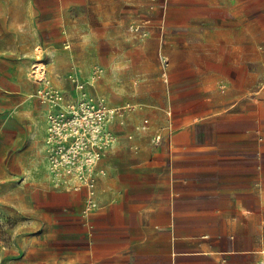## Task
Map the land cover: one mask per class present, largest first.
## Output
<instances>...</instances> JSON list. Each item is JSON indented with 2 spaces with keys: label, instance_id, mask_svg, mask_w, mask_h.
<instances>
[{
  "label": "crops",
  "instance_id": "obj_1",
  "mask_svg": "<svg viewBox=\"0 0 264 264\" xmlns=\"http://www.w3.org/2000/svg\"><path fill=\"white\" fill-rule=\"evenodd\" d=\"M124 3L139 10L122 32ZM155 3L0 0V264L264 260V0ZM131 21L148 36L129 33ZM95 64L104 74L91 91L138 107L109 124L117 141L100 155L86 225L83 192L49 182L32 94L41 67L72 97L68 73L87 79Z\"/></svg>",
  "mask_w": 264,
  "mask_h": 264
},
{
  "label": "built area",
  "instance_id": "obj_2",
  "mask_svg": "<svg viewBox=\"0 0 264 264\" xmlns=\"http://www.w3.org/2000/svg\"><path fill=\"white\" fill-rule=\"evenodd\" d=\"M146 2H149V9L155 8L156 0ZM127 30L139 39L148 36L144 22L131 21L127 24ZM63 46L69 48L70 41L64 39ZM161 61L164 66L168 63L164 56ZM33 69L36 70L37 66H33ZM37 70L39 76L34 78L39 85L32 95L45 108L44 144L49 182L58 189L83 192L82 214L84 223L88 225L89 213L98 206V180L106 174V170L99 166L100 155L117 141V135L109 124L113 121L123 124L138 106L129 102L113 106L104 96L91 91L90 88L104 74V68L98 64L92 66L87 79L80 78L74 71L68 73L67 79L74 89L72 97H68L53 82L43 67ZM148 128L147 118L134 126L137 131ZM127 138L132 139L133 136L129 134ZM159 140L160 135L156 134L153 142ZM132 147L135 149V146ZM258 264H264V260Z\"/></svg>",
  "mask_w": 264,
  "mask_h": 264
},
{
  "label": "rangeland",
  "instance_id": "obj_3",
  "mask_svg": "<svg viewBox=\"0 0 264 264\" xmlns=\"http://www.w3.org/2000/svg\"><path fill=\"white\" fill-rule=\"evenodd\" d=\"M131 7L134 10V8H138L139 6L138 5H135V7H134L132 5H129L128 3H124L123 4V8L121 9V19H120V23H119V29L122 32H125L124 27L126 26V20H127V16H125L126 15L125 13H127L128 12V8H131ZM137 10H139V8ZM92 21H93V26L95 27L97 21L95 19L92 20ZM90 38H91V42H88V45H91L92 42L93 43L96 42V36L95 35L90 36ZM90 51H91V53H93L92 56L94 57L92 60H90V62H97L98 61V57L97 56L95 57V55H96V52H94L95 51V47L92 46V48L90 49Z\"/></svg>",
  "mask_w": 264,
  "mask_h": 264
}]
</instances>
